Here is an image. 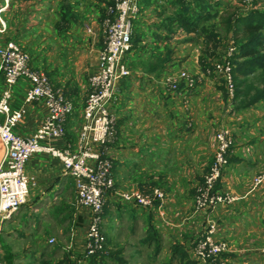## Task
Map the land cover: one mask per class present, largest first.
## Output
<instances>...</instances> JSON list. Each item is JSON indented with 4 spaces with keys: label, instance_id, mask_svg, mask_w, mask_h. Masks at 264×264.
I'll list each match as a JSON object with an SVG mask.
<instances>
[{
    "label": "crops",
    "instance_id": "crops-1",
    "mask_svg": "<svg viewBox=\"0 0 264 264\" xmlns=\"http://www.w3.org/2000/svg\"><path fill=\"white\" fill-rule=\"evenodd\" d=\"M216 1L210 2V10L220 13L226 2L219 0L217 7ZM61 2L70 4L73 12L79 15L77 23L68 25L63 37L52 29L58 20L57 8ZM169 2L151 0L152 5L146 8H142L141 3L134 19L133 31L140 35V41L124 56L125 62L131 65L130 75L118 83L110 100L117 132L105 153L112 162L114 188L105 196L103 221L108 225L111 217L119 216L128 222L127 228L133 226L132 222H142L143 234L139 241L146 235L144 223L147 225L148 221L158 235L172 228L180 237H186L179 244L188 254L192 249L186 248L188 241L206 233L210 218L216 222L214 239L224 240L229 245L223 257L234 264H264V253L260 251L264 246V183L257 188L251 185L252 177L264 169V98L250 105L245 103L254 88H262V85L252 86V94L248 95L243 86L237 96L229 97L217 79L204 78L192 90L181 84L180 91H170L165 79L180 68L188 66L195 74L201 73L198 60L205 38L180 28L167 36L162 21L174 10ZM104 5V0H0L7 21L4 37L34 44L37 35L40 40H36L34 48L38 52L46 51L42 57L49 61L48 67L56 70L52 71V79L66 86V94L72 97L75 87L82 86L79 78L85 75L83 72L90 77L98 69V51L102 44L95 38L100 31L96 16ZM254 8L264 9V6ZM248 10L239 9L238 12L236 8V13L243 15ZM217 21L212 19V23L208 21L205 25H217ZM47 27L50 29L45 31ZM218 28L217 25L215 32ZM195 41L201 48L196 53L190 49L186 53L178 50L180 44H185L187 49L186 45L192 47ZM165 46L170 49L168 61L152 68L151 64L165 56ZM77 48L83 57L79 69L71 62ZM46 55H51L52 59ZM66 66L70 70L67 71ZM22 84L19 80L14 88L13 108L22 102ZM73 114L74 111L65 122V136L52 142L55 147L76 144L81 119H74ZM44 115L41 104L29 106L14 130L28 136ZM212 126H227L232 130L233 145L218 189L234 199L219 203L205 215L193 211V197L195 186L203 176L198 173L203 174L212 162L213 156H208L202 146L208 139L214 145L212 135L208 136ZM1 155L0 144V158ZM25 170L31 178L27 200L8 219L0 222L2 259L6 262L8 256L9 264H61L51 248L53 245L47 241L53 237L73 264H86L81 247L90 211L77 204L74 180L64 172L60 160L46 153L31 155ZM154 187L160 188L165 195L160 211L123 202L117 194L130 189L146 192ZM61 239L64 244L60 243Z\"/></svg>",
    "mask_w": 264,
    "mask_h": 264
},
{
    "label": "built area",
    "instance_id": "built-area-1",
    "mask_svg": "<svg viewBox=\"0 0 264 264\" xmlns=\"http://www.w3.org/2000/svg\"><path fill=\"white\" fill-rule=\"evenodd\" d=\"M237 1L245 10L257 5V0ZM4 8L0 7V36L3 39H0V222L8 219L27 200L31 183L25 170L27 160L35 153L50 154L60 160L64 172L74 180L77 204L90 211L84 236V254L102 252L105 245L101 229L105 196L114 188L112 162L105 152L117 132L110 100L118 83L130 75L124 56L131 47L133 20L139 11L137 0H114L106 6L102 20L104 44L98 52V69L89 77L77 142L63 148L55 147L52 142L65 136V122L74 111L73 103L43 71L31 66L29 53L18 42L4 37L7 30ZM235 53L232 39L220 60H212L199 74L180 69L166 77V85L172 92L180 91L181 84L192 90L204 78H214L221 82L227 95L233 97L234 64L231 58ZM19 80L24 83L23 98L21 104L13 108L14 88ZM34 104H41L45 115L31 134L23 136L14 128L22 121L29 106ZM213 139L212 162L202 180L196 184L193 197V211L205 215L219 203H229L234 199L215 188L228 164L233 145L232 130L227 126H218ZM263 183L264 169L251 180L252 188ZM117 194L123 202L146 210H162L165 200L164 192L158 187L146 192L130 189ZM215 231L216 222L208 218L206 233L193 242L191 251L194 257L199 264H234L223 257L229 251V245L224 240H215ZM53 242L54 238L48 239V243ZM260 251L264 253V246ZM0 264H7L2 259L1 247Z\"/></svg>",
    "mask_w": 264,
    "mask_h": 264
},
{
    "label": "trees",
    "instance_id": "trees-1",
    "mask_svg": "<svg viewBox=\"0 0 264 264\" xmlns=\"http://www.w3.org/2000/svg\"><path fill=\"white\" fill-rule=\"evenodd\" d=\"M104 1L106 6L113 3V0ZM211 1L212 0H194V4H191V0H170L169 4L174 7V10L171 14L164 17L162 25L167 31V36L172 35L177 28L184 30L186 33H197L198 35L204 36V49L198 60L201 69L209 66L212 60L221 59V54L216 52V49L221 44L220 39H218L215 33L216 26L218 25L220 30L227 32L231 31L232 39L236 46V53L231 58L234 64L232 72L235 84L234 94H236V96L241 92L243 86L248 95L252 86L246 85V77L249 73H253L255 70L260 69L258 81L262 83V88H254V93L250 95L245 102L246 105H250L264 98V9L251 8L245 14L239 15L236 13V8L233 7L232 10H227L223 7L221 12L218 13L216 9L213 11L210 10ZM218 1L214 4L217 7L220 5ZM141 3H143V1H138V6ZM104 15L105 10L104 7H102L99 18L100 21ZM57 16L58 20L53 23V28L56 33L62 37L67 28H69L68 25L77 23L79 20V15L73 12V7L64 2L58 5ZM210 19H217V25L213 24L206 26L205 24ZM132 26L135 28V20H133ZM139 41L140 35L135 33L132 29L130 49L135 47ZM169 54L170 49L168 46H165V56L157 59L155 63L151 64V67L156 68L162 66L164 62L168 61ZM47 75L50 76L48 73ZM215 188H219V180L216 182ZM158 239L156 228L148 221L146 235L141 239V243L150 246L154 244V254H158L160 251ZM5 259L9 264L10 258L6 256ZM67 259L68 257H66L64 262L70 264L71 261ZM82 259L86 264H108V260H116L120 264H128L121 257H118L116 252L113 253L110 251H108L107 254L100 252L87 256L83 254ZM171 259H177L180 264H197L196 261L189 258L188 254L177 242L171 247Z\"/></svg>",
    "mask_w": 264,
    "mask_h": 264
},
{
    "label": "rangeland",
    "instance_id": "rangeland-1",
    "mask_svg": "<svg viewBox=\"0 0 264 264\" xmlns=\"http://www.w3.org/2000/svg\"><path fill=\"white\" fill-rule=\"evenodd\" d=\"M113 2H114V0H113ZM224 2H226L225 8L227 10H232V8L234 7V8H238V12H240L239 9H243L239 5L237 0H232V1L225 0ZM155 3L164 6L163 3H159V2H155ZM256 4H257V6L258 5L264 6V0H257ZM149 5H152L151 0H145L141 4L142 8H146ZM104 10H106V5L104 6ZM104 17H105V15L103 16L102 20L104 19ZM99 18H100V15L96 16V19H99ZM102 20L101 21L99 20L100 31H99V34L96 35L99 37H95L96 39H98V41L100 40V43L102 44L101 48L103 47V44H104L103 43L104 33H103ZM5 22L7 24L6 19H5ZM209 22L212 23V19H210ZM48 25L51 26V22H49ZM48 29H50V28L47 27L45 29V31H47ZM52 29H53V26H52ZM217 30L218 31H216L215 33L217 34L218 39H220L221 44L216 49V52L218 54H221V57H222L227 44L229 43L230 40H232L233 37H232V33L229 31L227 32L224 30H220L219 28ZM96 33H97V31H96ZM19 38L21 39V37H19ZM80 38H82V37H80ZM24 39H22V40H24ZM36 40H40V38H38L37 35H36V37H34V41H35V42L33 41L34 44L36 43ZM75 41H76V39H75ZM18 44L29 53L30 58H31V62H30L31 66L37 70L43 71L46 75H47V73L50 74V76H48V75L47 76L50 78L51 82L55 86L62 88L63 91H65V93H66V86L59 85L56 82H54V80L52 79V76H53L52 71L54 72L56 70L48 67L47 62H49V61L42 57V55L44 56L43 53L46 51H44V52L39 51L38 52L34 48L36 46V44L35 45L29 44V41H28V44H26L25 40H24V42L23 41L18 42ZM184 45L185 44H180V46H178V50L180 51V49H182L183 52L186 53V51L190 49L194 53H196L198 50L201 49L199 47V44L197 41H195V43L193 44L192 47L190 45H186L187 49L184 48ZM203 48H204V46L202 47V49ZM81 52L82 51L77 48V49H75V52L73 53V55L71 57V62H74V65H73L74 68H77V66H78V69H79L80 65L82 66V64H83L81 61L83 58ZM85 52H86L85 54H88V56H89L87 49H85ZM46 56L52 59L51 55H46ZM50 62L52 65L53 61L51 60ZM125 64L128 67V69H130L131 65L128 64L127 62H125ZM84 67H85V65H84ZM187 67L186 68H180V69H185L188 72H190L191 74H195L193 71H191L190 67H188V68ZM68 70H70V68L67 67V71ZM259 72H260V69L255 70L253 73H249L246 77V79H247L246 85H251V86L259 85V84L262 85V83L260 81H258ZM86 73L87 72L84 71L83 74H85V75H83L82 78L81 77L79 78V81L82 80V86L81 87H79V86L75 87L76 88L75 91L72 92V94H71L73 96L70 97L69 95L66 94V96L72 101L73 106L75 108L74 114H73L74 116L72 115L74 119H78L79 117L81 119L82 107H83L85 97H86V94H87L88 88H89V77L87 76ZM67 77H68V75L65 76L64 80H66ZM218 82L221 84V82L219 80H218ZM221 86L223 87L222 84H221ZM22 87L24 88V83L20 86V89ZM251 91L252 90L250 89L249 93L252 94ZM246 97H248V96H246ZM215 129H216V126H214V127L212 126V128L208 134L209 137L212 135V138H213ZM76 130H77V127H76ZM212 144H213V141H211L210 139H208L207 141L202 143V146H204V148H205L206 154L210 157L213 156V152H214V145H212ZM205 172L203 174L198 173V175H204ZM201 177H203V176H201ZM200 181H201V179L198 180V183ZM103 213H104V207H103ZM151 222H153V221L151 220ZM127 223H128L127 221L123 220L119 216L118 217L113 216L110 218L108 225H107L106 221L105 222L103 221V215H102L101 229H102V232L104 233V236H105V245H104V249L100 253L107 254L108 251L113 252V253L116 252L118 257H121L128 264H180L177 259H171V247L175 242L179 243L180 240L185 241V239H186L185 236L180 237L178 232L176 230H173L172 228L171 229H164L163 230L164 233H162L161 235H158V238H159L158 241L160 244V251L158 252V254H154V244H152L150 246V245L143 244V243H141V241L138 240L139 236L143 234V229L141 226L142 222H140V221L132 222L133 226H130V228L126 227ZM144 224H145V226H147L146 223H144ZM50 238H53V237H50ZM195 238H197V237H195ZM194 241H195V239H194ZM194 241L193 240L188 241V243H187L188 245L186 246V248L188 250H190V248H192ZM60 243L64 244V240L61 239ZM69 243H70V240L68 241L67 246L69 245ZM48 244L54 246V247L52 246L51 248H53L54 252L57 253V255L59 257L58 262L61 264H66L64 262V260H66L67 253L64 252V250H62L60 248V245H57L55 243V239H54L53 243H48ZM83 246H84V242H83L82 247H81L82 251L84 252ZM68 248H69V246H68ZM192 254H193L192 251L191 252L189 251V253H188L189 258L193 261H196L194 259L195 257L194 258L192 257V256H194ZM67 260L71 261L70 264L71 263L73 264V261H72V259L70 260V257ZM196 262L198 263V261H196ZM110 264H120V263L117 262L116 260H110Z\"/></svg>",
    "mask_w": 264,
    "mask_h": 264
}]
</instances>
